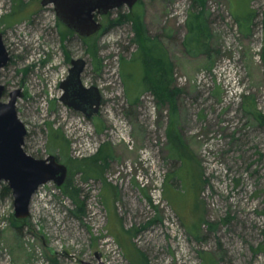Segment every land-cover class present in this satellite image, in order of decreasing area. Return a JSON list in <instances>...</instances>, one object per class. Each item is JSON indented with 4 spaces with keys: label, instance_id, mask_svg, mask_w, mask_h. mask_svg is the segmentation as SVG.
<instances>
[{
    "label": "rangeland",
    "instance_id": "obj_1",
    "mask_svg": "<svg viewBox=\"0 0 264 264\" xmlns=\"http://www.w3.org/2000/svg\"><path fill=\"white\" fill-rule=\"evenodd\" d=\"M22 1L9 22L17 4L0 0L11 56L0 83L24 93L16 102L24 150L66 165L86 214L75 218L71 200L49 181L32 195L17 231L13 197L2 195L0 182V264H96V252L105 264H264V126L254 117L264 114V0H207L203 52L183 44L191 0H138L98 17L101 30L87 38L94 56L52 4ZM119 12L131 18L110 24ZM249 12L241 30L235 16ZM140 14L166 47L182 90L176 125L169 104L158 106L142 87L139 64L121 71L138 49ZM72 58L85 59L82 82L101 94L89 117L60 101ZM49 126L61 148L50 143ZM176 128L186 161L169 155L168 132ZM79 134L94 146L74 147Z\"/></svg>",
    "mask_w": 264,
    "mask_h": 264
},
{
    "label": "water",
    "instance_id": "obj_2",
    "mask_svg": "<svg viewBox=\"0 0 264 264\" xmlns=\"http://www.w3.org/2000/svg\"><path fill=\"white\" fill-rule=\"evenodd\" d=\"M136 1L138 0H41L40 4H52L63 25L80 37H88L102 28L99 16L123 5L131 8ZM9 60L10 55L0 32V69ZM85 65L83 58L70 60L68 74L59 84L62 90L60 101L89 117L98 111L101 94L97 86L83 84L81 75ZM4 90V84L0 83V182H5L11 190L12 216L24 219L29 215L31 197L37 188L49 181L56 186L62 185L68 170L53 154L38 158L24 150L27 130L16 109L17 99L23 93L20 89H14L10 91L8 100L3 101ZM95 255L96 264H105L100 253L96 252ZM79 262L91 264L85 260Z\"/></svg>",
    "mask_w": 264,
    "mask_h": 264
},
{
    "label": "trees",
    "instance_id": "obj_3",
    "mask_svg": "<svg viewBox=\"0 0 264 264\" xmlns=\"http://www.w3.org/2000/svg\"><path fill=\"white\" fill-rule=\"evenodd\" d=\"M17 4L16 9L13 10L12 14L6 17V20L11 22L13 15L15 13L20 12L25 6L22 0H14ZM206 1L207 0H191V10L189 11L188 18L186 21L187 24V35L183 42L185 48L187 50L195 51V52H203L207 51V41L209 39V27H208V12L206 11ZM21 9V10H20ZM131 17L125 16L123 13H118L116 18L110 21V24H122L127 21ZM240 29L248 28L253 19L252 14L249 12L244 18L241 20L239 17L235 16ZM138 25L135 24L134 31L136 32V40L138 41V49L135 52L134 56H132L129 60H122L121 62V71L134 68L137 64H139L142 72V87L145 90H149L154 93L158 100V106H162L165 104H169L172 109L175 119L174 124H177V99L178 95L182 92L181 88L174 85V74H173V64L169 58L168 51L164 46L162 40L159 36L150 35L145 26L142 15L140 14L138 17ZM169 36V35H168ZM88 37H82V40L88 43ZM88 50L94 56L95 50L94 46L88 43ZM11 59V58H10ZM127 67V68H126ZM130 69V70H131ZM124 73V71H123ZM122 73V77H123ZM150 75V76H149ZM255 119L258 124L264 126V114L260 112H255ZM50 132V143L54 146L59 144L61 148V143L59 142V136L55 129L49 126ZM177 129V128H176ZM170 149H172L169 154L171 157H175L176 159H180V161H186V154L180 149V145L182 146L183 138L180 134V131L177 129H173L170 133L168 132ZM179 145H178V144ZM100 152V153H99ZM99 154L103 152V148L99 150ZM99 154L97 155L99 157ZM56 159L57 156L55 155ZM102 156L101 158L104 159ZM108 164L107 161H104ZM90 169V167H89ZM86 169L90 174L92 173V169ZM190 172V169L188 170ZM81 171V169H80ZM71 173L67 174V177L62 185L59 186L61 192L65 194L73 203L74 209L71 210V214L81 220L85 214V199L81 196L80 188L76 187L71 179ZM89 175H85L88 177ZM188 175L185 177L186 180ZM194 189V186H193ZM2 195H10L11 190L8 185L5 183L2 185ZM24 221V219H17L12 217L11 225L17 230L21 231L23 226H21L20 222Z\"/></svg>",
    "mask_w": 264,
    "mask_h": 264
},
{
    "label": "built area",
    "instance_id": "obj_4",
    "mask_svg": "<svg viewBox=\"0 0 264 264\" xmlns=\"http://www.w3.org/2000/svg\"><path fill=\"white\" fill-rule=\"evenodd\" d=\"M73 146L74 147L79 146L80 148H92V146H94V144H92V140L88 136H86V135L80 136V134H79L78 136H75V140L73 141ZM37 190L35 191V193L37 192ZM43 194L45 195L46 193H43ZM30 205H31V203H30ZM106 237H108L107 240H109V236H106Z\"/></svg>",
    "mask_w": 264,
    "mask_h": 264
},
{
    "label": "flooded vegetation",
    "instance_id": "obj_5",
    "mask_svg": "<svg viewBox=\"0 0 264 264\" xmlns=\"http://www.w3.org/2000/svg\"><path fill=\"white\" fill-rule=\"evenodd\" d=\"M74 34H76V33H74ZM77 35V34H76ZM80 37V36H79ZM8 50V49H7ZM9 52V51H8ZM9 55H10V53H9ZM10 58H11V56H10ZM10 61V60H9ZM5 86V85H4ZM12 90H14V89H12ZM12 90H8L7 91V89H6V86H5V90H4V95L7 93V95H8V98H9V93H10V91H12ZM21 90V89H20ZM22 91V90H21ZM23 93V92H22ZM24 94V93H23ZM22 97H23V95H22ZM100 102H101V100H100Z\"/></svg>",
    "mask_w": 264,
    "mask_h": 264
},
{
    "label": "bare ground",
    "instance_id": "obj_6",
    "mask_svg": "<svg viewBox=\"0 0 264 264\" xmlns=\"http://www.w3.org/2000/svg\"><path fill=\"white\" fill-rule=\"evenodd\" d=\"M19 117V116H18ZM29 212H30V206H29Z\"/></svg>",
    "mask_w": 264,
    "mask_h": 264
}]
</instances>
